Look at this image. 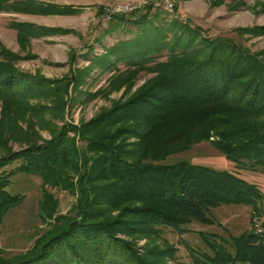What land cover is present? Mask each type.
Masks as SVG:
<instances>
[{"label":"trees","instance_id":"16d2710c","mask_svg":"<svg viewBox=\"0 0 264 264\" xmlns=\"http://www.w3.org/2000/svg\"><path fill=\"white\" fill-rule=\"evenodd\" d=\"M235 31L264 35V25ZM197 44L147 67L157 73L150 81L89 121L51 124L50 138L41 142L27 130L18 150L9 147L15 128L22 131L18 119L46 108L27 99L52 93L53 108L63 112L77 75L48 79L0 61V222L20 201L6 190L16 174L77 194L71 213L55 216L29 250L0 257V264H167L165 257L174 259L171 245L149 243L139 251L117 234L159 238L162 227L185 233L191 222L216 224L212 209L223 205H247L253 217L264 215V194L237 174L187 160L160 162L210 140L235 167L264 172V63L232 39L201 37ZM48 208L52 217L56 206ZM199 236L208 251L191 250L193 264H264V231Z\"/></svg>","mask_w":264,"mask_h":264},{"label":"rangeland","instance_id":"374dc122","mask_svg":"<svg viewBox=\"0 0 264 264\" xmlns=\"http://www.w3.org/2000/svg\"><path fill=\"white\" fill-rule=\"evenodd\" d=\"M95 4L89 0H0V61L9 62L22 73L48 79L77 75L75 85L68 88V104L63 112L53 108L56 102L52 93L27 99L33 107L46 108L41 115L36 111L18 119L22 131L15 128L18 133H12V150L26 146L28 131L41 142L42 138H50L51 124L60 127L65 123H85L118 100L126 99L157 74L147 67L192 49L201 37L232 39L264 63V35L235 31L264 25V0H108ZM116 5L139 6L107 19L106 11ZM2 49L11 51L16 58H8ZM139 63L143 69L135 68ZM2 103L0 96V115ZM179 160L231 171L254 183L264 194V172L235 167L210 140L194 143L160 162ZM6 190L20 201L3 214L0 222V257L5 259L29 250L37 237L55 223V216L71 213L77 198L74 190L49 184L33 174L12 176ZM51 205L56 210L49 217L46 212ZM117 213L118 210L112 212ZM212 214L216 224L191 222L185 226V233L162 227L159 238H131L122 233L117 237L134 242L139 251L149 243L160 249L171 245L174 259L165 257L167 264H193L191 250L208 251L200 231L221 237L251 229L259 234L264 231V215L253 217L247 205H223L212 209Z\"/></svg>","mask_w":264,"mask_h":264},{"label":"built area","instance_id":"2783aa9c","mask_svg":"<svg viewBox=\"0 0 264 264\" xmlns=\"http://www.w3.org/2000/svg\"><path fill=\"white\" fill-rule=\"evenodd\" d=\"M136 6L138 7L139 5H135V6H129V5H116V6H112V8L110 10L106 11V18L110 19L113 15H119V14H123L126 12H131L133 10H135ZM169 6H171V4H169Z\"/></svg>","mask_w":264,"mask_h":264},{"label":"crops","instance_id":"0c3cea01","mask_svg":"<svg viewBox=\"0 0 264 264\" xmlns=\"http://www.w3.org/2000/svg\"><path fill=\"white\" fill-rule=\"evenodd\" d=\"M90 1V3H96V4H102V3H104V2H106V1H108V0H89ZM95 4V5H96Z\"/></svg>","mask_w":264,"mask_h":264}]
</instances>
